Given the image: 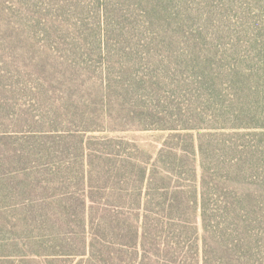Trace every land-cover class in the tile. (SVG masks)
I'll use <instances>...</instances> for the list:
<instances>
[{
  "label": "trees",
  "instance_id": "trees-1",
  "mask_svg": "<svg viewBox=\"0 0 264 264\" xmlns=\"http://www.w3.org/2000/svg\"><path fill=\"white\" fill-rule=\"evenodd\" d=\"M0 264H264V0H0Z\"/></svg>",
  "mask_w": 264,
  "mask_h": 264
},
{
  "label": "rangeland",
  "instance_id": "rangeland-1",
  "mask_svg": "<svg viewBox=\"0 0 264 264\" xmlns=\"http://www.w3.org/2000/svg\"><path fill=\"white\" fill-rule=\"evenodd\" d=\"M119 135L137 141L148 151L156 152L161 147L163 138L166 136V133L150 130H132L119 133Z\"/></svg>",
  "mask_w": 264,
  "mask_h": 264
}]
</instances>
